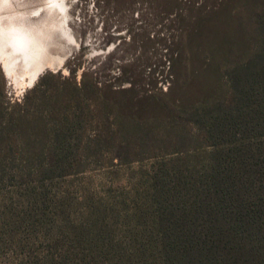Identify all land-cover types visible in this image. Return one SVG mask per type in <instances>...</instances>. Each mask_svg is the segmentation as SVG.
I'll return each mask as SVG.
<instances>
[{
    "label": "trees",
    "instance_id": "obj_1",
    "mask_svg": "<svg viewBox=\"0 0 264 264\" xmlns=\"http://www.w3.org/2000/svg\"><path fill=\"white\" fill-rule=\"evenodd\" d=\"M158 3L177 11L176 0ZM174 15L169 55L201 80L189 103L172 96L190 119L188 148L128 168L141 161L139 130L152 115L130 116L118 144L108 139L123 151L110 163L127 176L103 197L76 182L82 159L65 154L76 116H59L56 103L64 91L74 101L80 85L0 109V264H264V0L205 1Z\"/></svg>",
    "mask_w": 264,
    "mask_h": 264
},
{
    "label": "rangeland",
    "instance_id": "obj_2",
    "mask_svg": "<svg viewBox=\"0 0 264 264\" xmlns=\"http://www.w3.org/2000/svg\"><path fill=\"white\" fill-rule=\"evenodd\" d=\"M161 1L0 0V109L16 111L23 101L53 94L61 82L66 91L80 85L74 101L64 100V91L56 104L59 116L67 111L76 116L67 134L73 147L65 151L82 159L72 167L81 173L76 182L88 183L100 197L105 185L126 179L127 167L110 163L123 151L108 139L118 144V123H131L130 116L152 115L139 130L138 137L148 139L137 155L141 161L128 168L188 148L183 144L190 138V119L177 110L172 96L186 104L201 80L190 81L193 63L175 64L169 55L171 39L179 36L174 14L188 16L191 5L212 0H176L177 11L169 13L159 10ZM41 115L50 128V113ZM97 139L98 146L92 144ZM5 152L0 145V155Z\"/></svg>",
    "mask_w": 264,
    "mask_h": 264
}]
</instances>
